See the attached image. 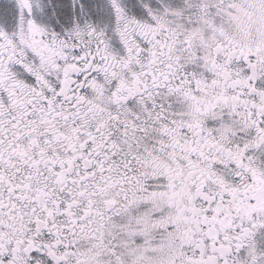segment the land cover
Masks as SVG:
<instances>
[{
	"label": "snow or ice",
	"instance_id": "obj_1",
	"mask_svg": "<svg viewBox=\"0 0 264 264\" xmlns=\"http://www.w3.org/2000/svg\"><path fill=\"white\" fill-rule=\"evenodd\" d=\"M0 264H264V0H0Z\"/></svg>",
	"mask_w": 264,
	"mask_h": 264
}]
</instances>
